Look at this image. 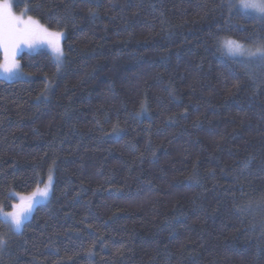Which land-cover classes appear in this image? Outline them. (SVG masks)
Here are the masks:
<instances>
[{"label":"trees","instance_id":"obj_1","mask_svg":"<svg viewBox=\"0 0 264 264\" xmlns=\"http://www.w3.org/2000/svg\"><path fill=\"white\" fill-rule=\"evenodd\" d=\"M13 6L64 32V62L22 52L30 78L0 79V212L53 176L0 264H264V61L219 43L264 46V18L236 0Z\"/></svg>","mask_w":264,"mask_h":264},{"label":"snow or ice","instance_id":"obj_2","mask_svg":"<svg viewBox=\"0 0 264 264\" xmlns=\"http://www.w3.org/2000/svg\"><path fill=\"white\" fill-rule=\"evenodd\" d=\"M241 7L252 9L261 18H264V0H241ZM60 35V33L49 32L39 25L38 21H34L32 17L24 20L22 17L14 16L11 12L10 4L5 0L4 3L0 4V48L4 50L5 54V63L0 64V68L9 75L13 74L14 71L18 72L20 65L15 59L17 50L22 44L33 47L38 36L48 39V43L53 47L59 61L63 55L59 45ZM219 43L220 47L232 58L259 57V59L264 61V46L258 47L253 52L232 38H224ZM47 194V189L41 193L42 196H47ZM31 209L32 203L31 198H29V202L26 205L20 206L17 211L7 213L6 215L10 218L9 222L19 229L23 224L25 216L31 212ZM0 243H3V241L0 240Z\"/></svg>","mask_w":264,"mask_h":264},{"label":"rangeland","instance_id":"obj_3","mask_svg":"<svg viewBox=\"0 0 264 264\" xmlns=\"http://www.w3.org/2000/svg\"><path fill=\"white\" fill-rule=\"evenodd\" d=\"M4 2H5V0H0V4H2ZM7 3L10 4L11 12H12V14L14 16L22 17V19L28 20V18L30 16H28V15L22 13V12L17 13L14 10V6H13L14 5V0H7ZM236 3H237V5L239 6V8L242 11L259 16L252 9H244V8H242L241 7V0H236ZM33 20L37 21L34 18H33ZM39 25L43 26L40 23H39ZM43 28L47 29L45 26H43ZM49 32H51V31H49ZM53 33H60L61 34L60 38H59V45H60V47L62 49V52H63L62 39L64 37V32L57 31V32H53ZM245 48L255 52V50L258 48V46L257 47L256 46H252V47L251 46L250 47L245 46ZM38 50L48 51L52 55L57 67L60 68L62 66V64L64 62V52H63L62 57L58 61L57 57H56V53L53 50V47L48 43V39L47 38H40L39 36L37 37V41H36V43H35V45L33 47H28V46L22 44L20 46V48L17 50V52H16L15 59L19 63L18 56H19L20 53H22V52L35 53ZM0 51H1V55H2V60H1L0 64H4L5 63L4 50L2 48H0ZM238 59H242V60H246V61L261 60V59H259V57H252V58L245 57V58H238ZM28 78H30V76L28 74L24 73L21 70V68L19 69L18 72L14 71L13 74H11V75L6 74L3 71V69L0 68V79H2V80L13 81V80H18V79H28ZM52 182H53L52 171H49L47 173L46 177H45V180H44L43 184L41 186H39L36 190H34V191L30 192V193H26V194H19V193H14V192L11 193V196L14 199V202L12 204V211L13 212L17 211L20 206L26 205L29 202V198H31L32 209H31V212L25 216V218L23 220V224L31 218V216H32V214H33V212H34V210H35V208L37 206L44 205V204H46L48 202V200L50 198V195H51V191H52ZM45 189H47V193L48 194H47V196H42L41 193L43 191H45ZM33 194H35V195L33 196ZM7 213H10V212H3V211L0 212V216L1 217H6L5 221H3L2 229H0V240L3 241V243H0V251L4 248V246L6 244V240L9 237V235L13 234V233L20 232L21 229H22V226H23V224H22V226L19 229H17L13 224H11L9 222L10 218L7 217V215H6Z\"/></svg>","mask_w":264,"mask_h":264}]
</instances>
